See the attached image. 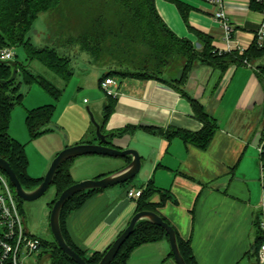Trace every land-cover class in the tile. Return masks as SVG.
<instances>
[{"label": "crops", "instance_id": "1", "mask_svg": "<svg viewBox=\"0 0 264 264\" xmlns=\"http://www.w3.org/2000/svg\"><path fill=\"white\" fill-rule=\"evenodd\" d=\"M178 3L190 8L187 19ZM156 7L166 25L178 37L194 43L197 50H203L198 33L209 37L215 49L225 47L223 29L214 20L209 5L195 0H156ZM226 8L235 28V40L247 51L255 41L264 15L246 0H227ZM32 38L31 42L38 48L51 47L61 55L70 56L65 46L59 47L62 45L59 42L39 47ZM79 53L85 58L83 70L91 73L85 76V87L97 98L100 79L107 71L93 66L86 52ZM263 62L233 64L225 73L197 64L184 85L185 96L161 81L115 78L118 96L114 111L107 122L103 118L99 124L108 134L130 128L126 134L108 139L115 148L137 150L142 168L130 183L93 194L81 209L68 216L66 230L71 241L89 255L107 250L136 214L137 201L129 199L128 192L134 189L142 196L153 184L158 190L150 199L154 212L190 242L197 264H252L253 247L261 238L259 221L264 202L261 182L264 159L260 152L264 140V82L257 69ZM93 76L98 78L97 84L88 82ZM180 77L175 69L165 74L170 80ZM81 86L82 83L78 90ZM108 97L105 95L100 103L95 100L98 106H103V111ZM191 99L203 105L218 125L206 149L164 134L167 130L198 133L203 128ZM42 106L35 105L27 111ZM52 126L48 132L63 129L59 123ZM67 134L60 137L54 153L43 162L44 171L39 175L30 173V177L44 178L63 149L85 142L100 143L89 127ZM128 164L127 159L92 155L76 158L70 171L78 183L106 177ZM164 193L172 199L162 204ZM56 196L57 192L48 201V207ZM50 212L45 216L46 227ZM171 253L169 242L161 240L135 249L127 264H176ZM44 256L42 249L38 264Z\"/></svg>", "mask_w": 264, "mask_h": 264}, {"label": "trees", "instance_id": "2", "mask_svg": "<svg viewBox=\"0 0 264 264\" xmlns=\"http://www.w3.org/2000/svg\"><path fill=\"white\" fill-rule=\"evenodd\" d=\"M178 6L184 19H187L190 8L180 3ZM252 6L259 9L257 6ZM45 13L55 15L59 21V30L69 34V42L80 45L81 49L97 62L111 68L101 77L100 86L108 78L157 80L169 84L185 96L184 85L189 73L197 64L214 67L225 73L233 64H252L264 60V44L260 47L256 40L243 54L238 52L220 54L209 37L198 33L203 50H197L194 43L178 37L166 25L157 10L156 0H0V51L9 47H22L26 58V63H18L17 78L12 82L8 81L12 77L13 67L0 60V158L10 164L23 188L28 191L37 188L43 182V178L30 177L25 145L9 134L12 110L23 101L24 95L21 93L23 84L38 85L52 96L54 104L27 111L26 126L31 138L35 139L52 129L56 103L63 94V89H59L45 77L35 75L29 69V63L40 62L65 85H68L74 76L71 58L62 56L55 48H38L31 42L29 34L33 25ZM64 20L66 23H72V30L69 33L63 25ZM177 63L182 64L181 77L171 80L165 78V74ZM257 69L260 71L258 76L264 82V62ZM2 81L8 83H1ZM190 102L203 128L198 133L167 130L164 134L168 138L180 137L187 144L206 149L218 125L203 105L193 99ZM115 105L116 99L108 97L104 108V123L112 115ZM129 130L130 128H127L108 134L102 127V132L108 138L120 137ZM262 158L264 159V153ZM125 159L130 163L131 158ZM74 160L65 162L56 173L52 187L56 189L57 196L50 204V210L60 195L76 184L70 171ZM100 191L102 190L86 191L73 196L61 213L62 231L68 245L87 264H99L111 246L104 252H94L89 255L71 241L66 230V220L72 212L81 209L93 194ZM156 192L158 190L150 184L137 200L136 213L154 212V205L150 203V199ZM170 199L172 196L164 193L162 204ZM21 203L22 201H19L20 211L23 214ZM164 220L168 222L165 218ZM176 233L186 263L197 264L190 242L184 240L177 231ZM41 240L44 255L49 258L50 264H77L61 250L54 238L49 241L41 237ZM161 240L169 242L163 228L148 221H140L112 264H127L135 249ZM260 243L261 238H258L251 254L252 264H257L253 258ZM170 257L174 259L172 253Z\"/></svg>", "mask_w": 264, "mask_h": 264}, {"label": "rangeland", "instance_id": "3", "mask_svg": "<svg viewBox=\"0 0 264 264\" xmlns=\"http://www.w3.org/2000/svg\"><path fill=\"white\" fill-rule=\"evenodd\" d=\"M196 2L207 5L202 0H195ZM59 21L55 18V15L52 13H45L41 15L34 23L32 31L29 36L32 38L35 44L40 46H54L55 43L62 44L59 47L65 46L66 54L62 55L71 58V68L73 69L74 76L69 82L68 85L45 68L40 62L33 61L29 63V69L39 76L45 77L59 89H63V94L60 100L56 103V112L53 117L52 123L56 125L59 123L62 125L63 129L54 130L53 132H47L39 135L35 139L31 138L28 128L26 126V115L27 110L30 107H35V105H48L53 104L55 101L52 96L49 95L45 90L40 88L38 85L28 86L23 84L21 86V93L24 95L23 101L21 104L16 105L11 113L10 119V129L9 134H11L16 139L20 140L22 144L25 145L26 154L29 160L28 174L39 175L44 171V166L42 165L45 160H48L50 155H52L57 148L58 142L61 138H65L67 131H70L74 134L84 130L86 127L94 130L96 135L95 126L92 124L91 114L94 115L96 122L102 123L104 118L103 106H98L102 101V98H105L107 94L100 89L98 86L97 89V98H94L93 94H90L89 87H85L87 83L86 75L91 73L83 70L84 65V52L80 45L74 44L73 42L68 41L67 32L59 30ZM66 31H71L72 23H66L63 21ZM13 50V53L16 55L13 62H18L20 64L26 63V58L22 47L10 48ZM71 53V54H70ZM85 53V52H84ZM87 58L90 60V63L93 66H96L100 69H106L109 71L111 68L99 63L91 57L87 52ZM87 61V60H86ZM182 64L177 63L172 69H176L180 72ZM92 72V71H91ZM101 72V71H100ZM99 73V72H98ZM98 82V78L91 77L88 79V82L92 84ZM82 83L81 90H78L80 84ZM45 101V103H44ZM48 102V103H47ZM33 109V108H32ZM52 125V124H51ZM53 128V126H51ZM97 138V135H96ZM64 150V149H63ZM61 150L60 152H62ZM59 152V153H60ZM58 153V154H59ZM44 160V161H43ZM46 175V174H45ZM56 189L51 187L46 194L34 202H22L23 214L25 216V222L29 231L36 236L42 237L47 240L53 239V236L50 232L49 223L46 227L45 216L48 213V201L53 199ZM46 256V255H45ZM43 257L39 264H50L48 257ZM249 259V258H247ZM256 259L253 258V261ZM38 261L37 258L30 260L28 264H36Z\"/></svg>", "mask_w": 264, "mask_h": 264}, {"label": "water", "instance_id": "4", "mask_svg": "<svg viewBox=\"0 0 264 264\" xmlns=\"http://www.w3.org/2000/svg\"><path fill=\"white\" fill-rule=\"evenodd\" d=\"M13 67V74L8 82H12L17 78L18 74V62H7ZM20 64V63H19ZM2 81L1 83H8ZM92 124L95 126L96 135L99 144H78L72 147H68L60 152L56 158L52 161L49 170L47 171L43 182L33 190H26L23 188L20 180L18 179L16 173L10 166V164L0 158V170L8 177L11 185L15 189L16 198L18 201L22 202H34L42 198L46 192L52 187L55 176L59 168L67 161L76 159L84 156H106L110 158L125 159L131 158L130 163L124 168L100 179L85 180L78 182L66 189L60 197L57 199L53 205L50 218L49 227L51 234L61 248V250L73 259L77 264H87V262L76 253L70 245H68L61 226V213L65 204L75 195L93 190H105L111 187H115L121 184L128 183L135 179L141 171L142 168V158L140 153L134 149L121 150L115 148L113 142L109 141L108 136L102 132L101 125L96 122L94 115L91 114ZM140 221H148L154 225L163 228L169 238V244L171 247L172 254L174 256V261L176 264H187L179 248L178 238L176 230L166 222L159 214L153 211H142L136 213L130 220L127 228L122 232V234L114 241L110 249L107 251L103 259L99 264H112L116 259L118 253L120 252L122 246L133 234L136 225Z\"/></svg>", "mask_w": 264, "mask_h": 264}, {"label": "built area", "instance_id": "5", "mask_svg": "<svg viewBox=\"0 0 264 264\" xmlns=\"http://www.w3.org/2000/svg\"><path fill=\"white\" fill-rule=\"evenodd\" d=\"M211 7L214 20L220 23L224 32L223 49H216L220 54L238 51L245 53L246 47L235 40V28L229 18L226 3L227 0H202ZM250 5L257 6L264 15V0H246ZM255 40L262 47L264 44V20ZM16 55L12 49L5 48L0 51V60L12 62ZM117 82L114 78H108L101 83L100 88L109 97L118 96L115 87ZM264 153V140L260 147ZM264 190V166L261 177ZM141 193L132 189L128 192V198L138 200ZM264 201V200H263ZM259 221L261 231V243L255 255L257 264H264V202ZM42 250L41 237L33 235L27 228L23 214L20 211L19 201L16 198L15 189L8 177L0 170V264H28L30 260L39 258ZM38 264V261H34Z\"/></svg>", "mask_w": 264, "mask_h": 264}]
</instances>
